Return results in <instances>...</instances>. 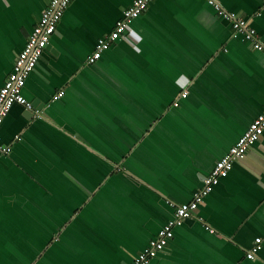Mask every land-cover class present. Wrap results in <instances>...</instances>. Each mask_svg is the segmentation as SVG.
Returning a JSON list of instances; mask_svg holds the SVG:
<instances>
[{"label": "crops", "instance_id": "crops-1", "mask_svg": "<svg viewBox=\"0 0 264 264\" xmlns=\"http://www.w3.org/2000/svg\"><path fill=\"white\" fill-rule=\"evenodd\" d=\"M134 1L72 0L4 118L0 264L131 263L264 112V54L203 0H153L92 61ZM215 1L264 44V0ZM49 2L0 0V89ZM150 264H264V134Z\"/></svg>", "mask_w": 264, "mask_h": 264}, {"label": "built area", "instance_id": "built-area-1", "mask_svg": "<svg viewBox=\"0 0 264 264\" xmlns=\"http://www.w3.org/2000/svg\"><path fill=\"white\" fill-rule=\"evenodd\" d=\"M71 1L50 0L41 19L29 35L24 49L16 56L12 72L0 89V126L14 105H21L26 110L31 109V105L27 102L23 94L26 81L42 58L51 37L56 32L57 24ZM203 1L212 6L223 19L230 22L234 38L238 36L243 37L254 49L260 50L264 54V44L260 42L256 31L249 25L248 21L233 13H226L215 0ZM151 2L153 0H135L130 7L125 9L122 19L115 24L113 31L108 36L98 40L91 60H98L101 53L108 50L112 43L124 39L132 23L146 11ZM63 95V92H59L56 98H61ZM186 96V92L181 94L182 98ZM174 106H177V103H174ZM263 134L264 112L252 121L244 134L237 140L236 144L230 148L225 156L217 161L212 172L203 178L202 188L194 193L191 202L174 205L172 219L165 223L159 231L157 238L150 241L149 246L136 255L129 264H150L160 253H163L167 243L173 238V230L180 227L185 220L194 217L203 199L213 191L214 187L218 185L222 178L228 176L233 164L236 161L242 160L248 149L259 142ZM0 152L8 155L11 152V148L0 145ZM261 249L262 239L257 238L247 253V259H255L256 253Z\"/></svg>", "mask_w": 264, "mask_h": 264}, {"label": "water", "instance_id": "water-1", "mask_svg": "<svg viewBox=\"0 0 264 264\" xmlns=\"http://www.w3.org/2000/svg\"><path fill=\"white\" fill-rule=\"evenodd\" d=\"M49 47V45L47 46V48ZM46 48V49H47ZM28 112H30V110H27ZM68 131V130H67ZM69 132V131H68ZM69 133H71V135L73 136V137H75L77 140H81L80 138H79V136L78 135H76L75 133H73L72 131H70ZM163 200H165V199H163Z\"/></svg>", "mask_w": 264, "mask_h": 264}]
</instances>
